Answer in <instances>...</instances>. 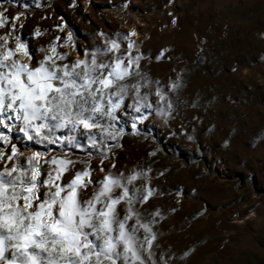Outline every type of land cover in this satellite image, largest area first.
Instances as JSON below:
<instances>
[{"label": "rangeland", "instance_id": "rangeland-1", "mask_svg": "<svg viewBox=\"0 0 264 264\" xmlns=\"http://www.w3.org/2000/svg\"><path fill=\"white\" fill-rule=\"evenodd\" d=\"M40 3L37 8L34 0H0L8 17L22 13L14 34L34 58H42L39 50L54 37L69 32L83 51L103 46L97 33L119 37L124 46L123 36L134 31L130 39L144 57L140 71L150 82L146 91L155 101L159 87L173 105L167 119L149 115L138 135L121 117L126 134L103 165L72 149L69 158L80 161L75 170L87 161L97 180L104 174L99 167L112 164V172H148L155 191L137 207L146 217L160 212L153 225L156 264H163L161 256L166 264H264V0ZM61 23L64 29L57 30ZM36 29L42 35L33 39ZM10 30L11 23L0 35ZM57 51L68 53L65 62L79 58L71 46ZM178 77L179 86L169 91ZM18 148L24 151L19 142ZM53 151L58 152L54 146Z\"/></svg>", "mask_w": 264, "mask_h": 264}, {"label": "snow or ice", "instance_id": "snow-or-ice-1", "mask_svg": "<svg viewBox=\"0 0 264 264\" xmlns=\"http://www.w3.org/2000/svg\"><path fill=\"white\" fill-rule=\"evenodd\" d=\"M34 3L41 6L40 0ZM6 11H0V28L11 23L0 35V264H156L153 225L160 212L146 217L137 207L155 191L148 172H112V164L99 167L104 174L97 180L87 161L75 170L80 161L69 158L78 149L103 165L126 134L121 117L138 135V125L153 112L161 119L171 115L164 91L156 88L155 101L146 91L150 82L140 71L144 57L130 39L135 32L123 36L124 46L119 37L97 33L103 46L83 51L69 32L54 37L37 59L14 34L22 13L8 17ZM39 35V29L32 32L33 39ZM66 46L79 58L65 62L68 53L57 48ZM167 51L161 49L155 59ZM178 86L179 77L169 91ZM161 261L166 264L163 256Z\"/></svg>", "mask_w": 264, "mask_h": 264}]
</instances>
